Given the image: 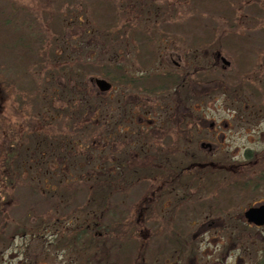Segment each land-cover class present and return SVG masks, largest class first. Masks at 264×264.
<instances>
[{
  "label": "rangeland",
  "instance_id": "1",
  "mask_svg": "<svg viewBox=\"0 0 264 264\" xmlns=\"http://www.w3.org/2000/svg\"><path fill=\"white\" fill-rule=\"evenodd\" d=\"M180 37L223 52L232 69L240 53L223 41L241 37L240 70L262 82L264 96V0H0L1 264H264V227H249L243 214L264 201V116L244 110L251 99L238 86L154 95L167 64L190 53ZM115 66L152 87L140 93L100 72ZM95 77L113 90L99 93ZM76 85L88 105L74 97ZM173 100L235 128L215 153L200 148L205 130L189 128L193 159L176 155L182 162L166 164L177 169L165 178L153 156L138 163L140 140L129 147L120 131L147 137V123L139 130L132 120L167 117ZM109 119L118 131L101 149ZM127 160L139 167L128 180L123 164L109 172Z\"/></svg>",
  "mask_w": 264,
  "mask_h": 264
},
{
  "label": "flooded vegetation",
  "instance_id": "2",
  "mask_svg": "<svg viewBox=\"0 0 264 264\" xmlns=\"http://www.w3.org/2000/svg\"><path fill=\"white\" fill-rule=\"evenodd\" d=\"M173 33L175 34V32ZM174 34L173 35L171 34L169 36H172L173 38H177V36H174ZM164 36H165L164 39L168 38L167 35H164ZM178 40L180 41L181 45L186 48L185 50L189 51L190 53H187L189 54L187 57L185 56L181 57V55H178V57H180L179 61H174L173 64L172 63L167 64L168 67H170L171 69L170 70L166 69L168 71L165 72L164 74L168 76L163 77L159 75V77L166 78L168 79V81H166L165 84L157 83L154 86V88L156 89L155 90L156 93L154 95L156 94L162 95L169 88H174V87L177 88V87H181L185 85L190 86V84L191 85H201V86L217 85L219 90H221V93H222V90H224L225 92L227 88L231 89L233 87L238 86L240 87V89H243L247 93H249V97L251 99L250 104L248 105L245 104L244 110L249 114L251 112L250 115H252L255 120H257L258 118L257 114H260V115L263 114L264 116V106H263L264 96L262 95L257 96V89H259L262 86L261 85L262 82L257 81V78L255 77L254 78L256 79V82H253V78L250 74L242 73L244 72V69L242 68V70H240L241 68L240 66H241V58L243 54L240 51L236 49H231L235 51L237 54L240 53L238 55L235 54V57H234L237 61L235 62L236 63L235 66H238V68L232 69L231 66L234 65V63H232L231 60L223 56V52L219 50H214V49L211 51V49H207L206 47L207 44H204L203 46H200V47H195L193 46V42L195 40L192 42L189 41L191 39L187 40L186 38H181ZM195 42L198 43L199 40ZM253 55H256V54H253ZM169 56L173 58L175 55L171 54ZM202 61L206 62V64L202 63ZM231 70L232 72H229ZM263 71H264V68H263ZM256 73H257V69L253 71V74H256ZM247 77L250 78V81L252 84L250 82L247 83V81H245V78ZM162 85H164L165 88L161 89ZM136 87H138L139 90L141 88V90L140 91L138 90V91L142 93V91L147 92L152 86H148V85L139 86L138 85ZM125 88H129V87L126 86ZM133 89L136 90L135 88ZM242 93L243 92H240L241 95ZM244 94L245 93H243V95ZM148 96L154 97L149 94ZM141 99L142 98H140V100ZM233 99H234L233 102H235L236 98H233ZM181 101H177V100L172 101L173 103L176 102V105L173 108L172 112L168 113L167 117H162V116L157 115L156 118L151 119L152 117L148 116V114L150 115V113L146 112L145 115H143V113H140L137 119L132 120V122L136 125L135 126L136 129L139 128V130L141 129V127H139L138 122L139 121L140 123L142 121H144L143 123L146 122L147 126L145 127V129L153 133L155 136L149 133L148 135L145 134L147 137H142V136L137 137V135H134L133 133H128L127 132L128 130L126 132L120 131L121 134L122 133L124 134L122 136H124L126 143L127 144L129 143L130 146L136 145L138 143V140H140V142L138 143V150L141 152V154L143 153V156L156 154V159H158V161L155 163L156 165L159 163L160 166L158 165V167L160 169L166 170L168 168L166 164H168L169 166H171L170 165L171 163L173 165L180 164V162L182 161L176 158L175 157L176 155L180 156L184 154L187 157V159L190 157L193 159L192 154H189L188 152L189 150L187 146L189 144H185L191 141V138L188 137L186 133L189 128H192V129L193 127L197 129L202 128L203 130H205V132H207L208 138L200 142L201 143L200 148L203 151H209L208 153H212V152L215 153L217 149L221 147L220 141L221 139L222 141L224 140V137L226 135L225 133L235 128V125L229 121H226L225 118L221 119V115L217 117V119H214V118L209 119V118H200L194 114H187V108L183 105V103H181ZM137 103L138 102L134 104H137ZM2 109L3 107L0 106V117L2 114V111H1ZM183 111H185L186 113L182 114ZM235 112L237 113L238 110L235 109ZM159 130H161V134L163 135V137L161 135L162 138L157 136L158 135L157 132ZM172 132L173 134H175V136L170 135L172 134ZM132 135L134 136L132 137ZM135 137L137 138L136 141L134 140ZM160 140H161L162 145H157ZM165 146H169V149H167ZM163 154H171L172 156L169 157L167 161L162 162L161 160H162ZM172 158H175V159H172ZM164 159L166 160L167 157H164ZM193 162L194 161L190 162V164ZM2 166L3 165H0V167ZM175 169L177 168H174V169L172 168L170 170H175ZM249 227H255V226L250 225ZM263 260H264V257H263Z\"/></svg>",
  "mask_w": 264,
  "mask_h": 264
},
{
  "label": "trees",
  "instance_id": "3",
  "mask_svg": "<svg viewBox=\"0 0 264 264\" xmlns=\"http://www.w3.org/2000/svg\"><path fill=\"white\" fill-rule=\"evenodd\" d=\"M157 31V30H156ZM157 34V33H156ZM156 34L154 33V36H156ZM199 43V42H198ZM198 43L197 42H193V46H197L198 45ZM88 65H85L84 63L82 64V66H81V68H87L88 69ZM117 69V68H116ZM61 70L62 71H64V73L66 72V70H67V67L66 66H62V68H61ZM111 71H113V70H111V69H109L108 67H107V69H100V72L101 73H104L105 74V76L108 78V79H110V80H112V81H117V80H120V78H119V76L121 77V81L120 82H123V83H126V84H130V85H136V83H137V79L138 78H134V77H129L128 76V73H127V75L125 76V72L124 71H122V69H120L119 71L118 70H114L113 72H111ZM148 76V75H147ZM159 77V76H158ZM158 77H157V79H158ZM159 83H163V82H166V81H168V79H166V78H163V77H160L159 79ZM157 83H153V85H156ZM134 87H136V86H134ZM137 88V87H136ZM83 92V91H82ZM85 92V91H84ZM85 94H86V92H85ZM87 95V94H86ZM86 95H83L82 93L78 96V97H80V101L82 100V99H84L85 100V102L87 103L88 102V100H90ZM260 94H258L257 93V96H259ZM44 101H45V106H47L48 105V107H50L51 108V102H50V100H45L44 99ZM85 102H83V103H85ZM83 103H81V104H83ZM89 103V102H88ZM88 103L86 104V105H88ZM86 105H84V106H86ZM84 106H82V107H84ZM114 134H115V132L114 133H112V135H111V133H109L108 132V130H107V132H106V135L104 136L103 134H99V137H100V139H101V141L103 142V141H107V139H110L111 138V136H114ZM172 155L171 154H163L162 155V162H164V161H167L168 160V158L169 157H171ZM164 157H167V159L165 160L164 159ZM161 165H163V164H161ZM160 166V165H159ZM159 168V167H158ZM156 170H157V173L160 171V170H158V169H155V172H156ZM163 172V170L161 171V173ZM139 174V176H141V174L142 173H138ZM159 174H160V172H159ZM142 175H144V173L142 174ZM145 176H147V174H145ZM144 177V176H143ZM144 178H147V177H144ZM125 181H126V179H125ZM127 183H129L130 184V182H127ZM264 261V260H263Z\"/></svg>",
  "mask_w": 264,
  "mask_h": 264
},
{
  "label": "water",
  "instance_id": "4",
  "mask_svg": "<svg viewBox=\"0 0 264 264\" xmlns=\"http://www.w3.org/2000/svg\"><path fill=\"white\" fill-rule=\"evenodd\" d=\"M95 82L96 85H98L99 88L104 92L111 89L110 83H108L106 80L97 79L95 80ZM244 214L249 224H253L258 227L264 226V204L252 207L248 209Z\"/></svg>",
  "mask_w": 264,
  "mask_h": 264
},
{
  "label": "bare ground",
  "instance_id": "5",
  "mask_svg": "<svg viewBox=\"0 0 264 264\" xmlns=\"http://www.w3.org/2000/svg\"><path fill=\"white\" fill-rule=\"evenodd\" d=\"M229 39H233V38H229ZM229 44H230V40H229ZM231 47H232V49H238V48H240L241 46H244V42H243V39L240 37V38H237V39H233L232 41H231ZM117 68V69H116ZM109 69H111V70H120V68H118L117 66H115V67H112V68H109ZM113 71H111V72H113ZM122 71H124V70H122ZM125 72V71H124ZM127 75V73L125 72V76ZM139 85V84H138ZM138 85H134V86H138ZM126 86V85H125ZM140 86V85H139ZM168 173H170V174H173L172 173V170H170V169H166V170H164L163 171V175L162 176H167L168 175ZM164 176V177H165ZM166 178V177H165ZM172 178H173V181L176 179V176L175 177H173L172 176ZM172 178H170L171 180H172ZM165 180V179H164Z\"/></svg>",
  "mask_w": 264,
  "mask_h": 264
}]
</instances>
